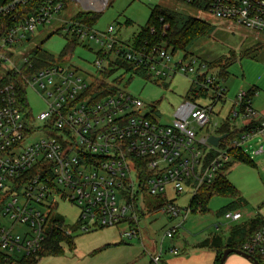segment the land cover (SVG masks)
<instances>
[{
  "label": "built area",
  "instance_id": "obj_1",
  "mask_svg": "<svg viewBox=\"0 0 264 264\" xmlns=\"http://www.w3.org/2000/svg\"><path fill=\"white\" fill-rule=\"evenodd\" d=\"M73 1L82 7L78 12H94L83 8L87 7L95 13L109 2ZM179 1L201 5L217 20L264 35V0ZM29 5H33L31 11L21 14L20 8ZM66 8V0H11L0 9V15L15 12L14 25L0 37V65L10 63L16 47L28 42L38 28L59 22ZM60 28L92 52L93 71L56 62L24 78L26 94L31 89L44 104L37 115L20 107L14 85L0 89V264H30L37 257L54 225L59 201L79 209L74 226L79 234L126 226L125 240L141 239L140 217L147 198L158 201L153 211L176 221L151 256L153 264H161L162 242L173 240L196 211L199 190L215 182L245 143L256 136L264 138V117L253 107L257 92L240 91L228 115L213 126V133L198 138L196 127L205 128L216 106L227 103L223 80L211 73L206 62L165 46H135L132 39L123 41L115 26L100 31L69 19ZM88 43L97 45V51L86 47ZM119 59L141 69L151 82L190 78L195 98L210 93L211 103L186 102L170 124H162L144 113L147 104L127 87H116V93L93 101L95 94L88 91L100 73ZM25 65H29L28 56L22 66L11 64L9 71L20 73ZM104 82L111 84V79ZM239 122L243 129L237 128ZM226 124L231 132L245 131L217 147L210 145L207 138L220 136L218 131ZM38 134L42 138L37 139ZM168 187L173 198H166ZM188 190L190 203L180 207L177 199ZM224 218L237 222L242 215L226 212ZM73 233L70 228L66 231L69 236ZM243 251L264 256V227ZM169 252L180 253L177 247Z\"/></svg>",
  "mask_w": 264,
  "mask_h": 264
},
{
  "label": "rangeland",
  "instance_id": "obj_2",
  "mask_svg": "<svg viewBox=\"0 0 264 264\" xmlns=\"http://www.w3.org/2000/svg\"><path fill=\"white\" fill-rule=\"evenodd\" d=\"M66 4L67 8L60 14L59 22L54 21L50 25L38 28L34 35L29 36L28 42L16 47L14 58L10 63L0 65V79L12 68L11 64L22 66V60L37 47H43L56 58L68 51L69 38L64 33L52 34L82 7L73 0H66ZM155 7L194 17L213 26L212 35L208 39L198 41L189 50V55L209 64L221 62V65L211 69V73L219 77L223 68L226 71L227 79L222 81L221 85L227 89V103L225 106H216L205 128L196 127L198 138L213 133V126L220 124L228 115L231 102L235 100L240 91L252 89L256 91L257 94L253 97V107L257 108L260 113H264V35L262 34L248 31L233 22L217 20L209 15L203 6L188 5L179 0H109L104 10L96 12L99 19L95 29L103 31L109 26H115L120 32L121 39L125 42L129 41L146 26ZM126 21H130L131 25L124 26ZM88 46L94 51L98 49V46L93 43H88L86 47ZM93 61L92 52L81 46L74 50L73 58L67 60L66 63L79 69L93 71ZM121 74L119 72L114 77ZM146 78L143 76L132 78L131 75H126L122 81L117 83V87L120 89L127 87L131 94L143 100L147 104L144 113H149L152 118L162 124H170L178 108L186 102L194 103L196 100L195 102L200 106L211 103L212 94L210 93L201 97L200 100L195 98L191 92L190 78L176 76L170 81L160 83L149 82ZM27 99L34 115L44 109L43 102L31 89L27 91ZM36 138H42V135L38 134ZM261 146H263V152L253 155L252 153L260 150ZM243 151L248 156H253L257 168L253 169L245 164L235 163L227 177L241 190L250 209L261 212L264 216V138L258 136L253 139L243 146ZM174 196L172 188L168 187L166 198ZM191 197L192 192L188 190L183 196L178 197L177 204L184 207L190 203ZM157 203L156 199L147 198V210L145 209L140 217V230L142 234L143 229H149L154 239L160 243L166 231L173 227L176 221L153 211ZM227 203L228 200L222 196L212 197L207 213L194 212L188 216L183 227L186 233L190 237L199 239L214 233L215 225L223 229L235 225L224 218V213L220 214ZM78 215L79 209L76 206L59 201L53 216L63 218L66 225L74 231L71 246L69 243H63L61 256L45 257L37 264H152L150 256L144 255L143 248L136 240L129 241L127 245H118L119 232L126 226L79 234L72 228L77 224Z\"/></svg>",
  "mask_w": 264,
  "mask_h": 264
},
{
  "label": "trees",
  "instance_id": "obj_3",
  "mask_svg": "<svg viewBox=\"0 0 264 264\" xmlns=\"http://www.w3.org/2000/svg\"><path fill=\"white\" fill-rule=\"evenodd\" d=\"M10 3L11 0H0V9L8 6ZM32 6L33 5L27 6L25 10L20 8V13H29L32 9ZM14 16L15 12L0 15V37L4 36V34L8 32L9 28L14 25ZM70 19L94 27L98 22L99 15L95 12L81 11L76 13ZM130 25V21H126L124 26ZM212 32L213 26L205 21L190 16H184L176 12L164 10L160 7H155L151 12L146 26L142 28L141 31L132 38V40L135 46L145 44L149 46H165L166 48H171L174 52H181L185 55H189V50L195 44H197L198 41L208 39L212 35ZM61 33L62 28H59L52 35H60ZM81 46L82 44L79 43L76 38L73 37L69 39L68 51L64 52L59 58H56L43 47L35 48L28 55L29 65L31 67L29 65H25L22 67L20 73L17 74L14 71H9L5 77L0 80V89L6 85H14L18 93L20 107L24 108L25 110L30 109L24 78H29L38 71L44 70L56 62L66 63L67 60L73 58L74 50ZM8 56L11 57L12 55L9 53ZM207 64L212 69L221 65V62ZM119 72L122 74L114 77ZM142 72L143 71L141 69L136 68L129 62L120 59L116 60L110 63L109 69H106L104 72L100 73V78L96 79V82L90 88L87 94H95L93 101H98L108 94H114L117 92V83L122 81L123 77L126 75H131L132 78L144 76L147 77V81L151 82L150 77L146 76ZM219 78L223 81H226L227 73L224 71V68L219 73ZM106 79H111V84H106L104 82ZM252 91L254 90H249V92ZM1 106L0 100V107ZM242 131L245 130L231 132L230 125L226 124L218 131V135H227L225 140L227 141L228 139L237 136ZM234 163H244L246 165L252 164V162L249 160V157L244 154L242 150H237L234 161L227 165V167L224 169V172L219 174L215 182L211 185L203 186L199 190L195 198V200L199 202V205L194 206L196 207L195 212L206 213L208 211L209 201L214 196H222L226 199L233 200L232 204L227 208L224 214L229 212L231 209H235L237 205L244 203L238 190L226 179V174L234 165ZM53 223L54 225L49 229L47 239L45 240L41 251L37 254L36 258L31 260L30 264H37L39 260L45 257L61 256L63 254V243H69L71 246V242L73 240L72 236L66 234V231L70 227L66 225L63 218L56 217V219L53 220ZM263 227L264 220L260 216L247 223L235 225L229 232V238L231 242L223 249L233 248L243 251V246L248 243ZM72 228L76 229L75 227ZM201 246L221 248V240L220 238L213 237L204 241ZM223 249H221V252L218 256L217 264H219L223 255ZM253 257L263 264L262 256L255 255Z\"/></svg>",
  "mask_w": 264,
  "mask_h": 264
},
{
  "label": "crops",
  "instance_id": "obj_4",
  "mask_svg": "<svg viewBox=\"0 0 264 264\" xmlns=\"http://www.w3.org/2000/svg\"><path fill=\"white\" fill-rule=\"evenodd\" d=\"M254 109L256 111L258 110L257 108H254ZM257 112H259V110ZM260 114L264 117V113H260ZM238 127H241V129H243V124L241 122H239L237 124V128ZM215 135H217V134H215ZM257 137L258 136L252 138L247 143H249L250 141H252L253 139H255ZM247 143H245V144H247ZM243 146H242L241 150L244 154H246L243 151ZM259 153H261V151L256 150L252 154L258 155ZM248 157H249V160L252 162V164L247 165V166L250 168L256 169L257 165L254 162L253 156H251V157L248 156ZM242 164H244V163H242ZM233 166L229 169L227 174L230 172V170L233 168ZM227 174H226V179L238 190V192L241 195V198L244 201V203L237 205L235 207V209H231L229 211V212L240 213L242 215V218L239 221L233 222V223L235 225L244 224V223H247V222L255 219L258 216H260L264 220V216L261 214V212L254 211V209L253 210L250 209L248 202L243 198L241 190L237 187V185L230 178L227 177ZM227 200H228V203L225 206V208L220 212V214L224 213L227 210V208L233 202V200H230V199H227ZM208 211H209V208H208ZM235 225H231V227H227L224 229L218 225H215V232L214 233H210L208 236H202L199 239H196V237H190V235L186 233L187 231L184 228H182L173 240H167L166 239L162 242L163 256H162V263L161 264H217V259H218L220 252H221V249H223L227 244H229L228 243V239H230L229 238V232H230L231 228H233ZM122 231H123V229L119 232L120 242H118V245H120V246L129 244L128 243L129 241L125 240L122 237ZM213 237L214 238L215 237L220 238L221 248L220 247L211 248V247H202L201 246V244L204 241L211 239ZM135 240L143 248L144 255L147 254L150 256V258L152 255H154L158 252L160 244H161V242L158 243L154 239V235L152 234V232L149 229L148 230L143 229V232L141 234V239H135ZM166 241H168V243L165 244L164 242H166ZM172 247H177L179 249V251H180L179 255L175 256L169 252V250ZM223 250H225V249H223ZM262 262L264 264V256L262 257ZM151 263H152V261H151ZM224 264H253V263L251 261L243 258L242 256H239L237 254H231L228 256V258L226 259Z\"/></svg>",
  "mask_w": 264,
  "mask_h": 264
},
{
  "label": "water",
  "instance_id": "obj_5",
  "mask_svg": "<svg viewBox=\"0 0 264 264\" xmlns=\"http://www.w3.org/2000/svg\"><path fill=\"white\" fill-rule=\"evenodd\" d=\"M86 11H96L95 9H89L87 7H83ZM227 138V135H222V136H210L209 138H207V142L210 144V145H213L215 147H217L219 145V143L226 139ZM231 240L228 239V243H230ZM231 254H237L239 256H242L243 258L251 261L253 264H262L260 263L257 259H255L252 255L244 252V251H241V250H237V249H233V248H227L224 250L223 252V255L220 259V262L219 264H224L226 259L228 258L229 255Z\"/></svg>",
  "mask_w": 264,
  "mask_h": 264
}]
</instances>
